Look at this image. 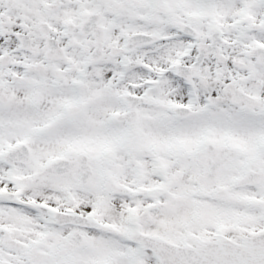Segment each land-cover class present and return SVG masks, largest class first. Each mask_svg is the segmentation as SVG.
I'll return each instance as SVG.
<instances>
[{
    "label": "snow or ice",
    "instance_id": "snow-or-ice-1",
    "mask_svg": "<svg viewBox=\"0 0 264 264\" xmlns=\"http://www.w3.org/2000/svg\"><path fill=\"white\" fill-rule=\"evenodd\" d=\"M0 264H264V0H0Z\"/></svg>",
    "mask_w": 264,
    "mask_h": 264
}]
</instances>
